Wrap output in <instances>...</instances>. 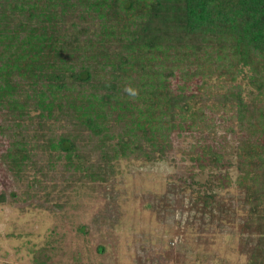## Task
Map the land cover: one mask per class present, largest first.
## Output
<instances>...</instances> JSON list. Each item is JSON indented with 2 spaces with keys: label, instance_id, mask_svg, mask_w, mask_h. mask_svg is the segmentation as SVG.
<instances>
[{
  "label": "trees",
  "instance_id": "1",
  "mask_svg": "<svg viewBox=\"0 0 264 264\" xmlns=\"http://www.w3.org/2000/svg\"><path fill=\"white\" fill-rule=\"evenodd\" d=\"M0 43L6 48L0 52V107L16 122L36 114L38 132L59 115L76 125L44 142L66 166L100 182L119 156L161 158L171 145L175 114H201L198 92L172 87L186 66L194 68L190 75L206 68L224 80L248 69L255 90L250 101L239 91L228 96L239 111L257 112L249 123L257 138L243 140L236 152V185L248 206L246 224L259 234L245 264H264V108L254 104L264 95V0H0ZM204 47L214 54L201 53ZM224 47L232 58L212 62ZM14 74L30 91H17ZM109 120L125 124L114 142ZM80 129L97 136L102 163L96 167L84 165ZM33 148L28 139L12 140L3 155L7 168L19 174ZM209 159L221 162L215 152ZM211 177L217 182L196 192L204 208L218 197L214 186L224 184L221 176Z\"/></svg>",
  "mask_w": 264,
  "mask_h": 264
},
{
  "label": "rangeland",
  "instance_id": "2",
  "mask_svg": "<svg viewBox=\"0 0 264 264\" xmlns=\"http://www.w3.org/2000/svg\"><path fill=\"white\" fill-rule=\"evenodd\" d=\"M205 50L201 53L214 54ZM5 51L0 43V52ZM227 53L224 47L222 57L211 56L212 62L227 63L232 58ZM185 69V76L171 79L172 87L198 92L200 104L195 107L201 114H175L171 145L161 158L119 156L105 182L66 166L59 152L45 144L47 137L76 127L65 117L48 120L38 132L36 114L16 122L0 107V264L247 262L259 234L246 224L248 206L236 185V152L243 140L257 138L249 124L257 112L239 111L228 94L239 91L244 102L250 101L255 94L248 82L250 71L244 68L234 79L224 80L206 68L200 75H190L192 67ZM11 79L20 94L30 91L23 78L14 74ZM254 104L264 108V95ZM107 123L114 142L125 124ZM19 138L34 148L16 174L3 155ZM76 140L85 167L102 163L97 136L80 129ZM210 152L221 156L219 164L211 163ZM211 174L221 176L224 184L214 186L218 197L204 208L196 192L217 182Z\"/></svg>",
  "mask_w": 264,
  "mask_h": 264
},
{
  "label": "clouds",
  "instance_id": "3",
  "mask_svg": "<svg viewBox=\"0 0 264 264\" xmlns=\"http://www.w3.org/2000/svg\"><path fill=\"white\" fill-rule=\"evenodd\" d=\"M125 91L127 93H129L130 95H133V96L137 94L136 91L134 89H132L131 87L125 88Z\"/></svg>",
  "mask_w": 264,
  "mask_h": 264
}]
</instances>
